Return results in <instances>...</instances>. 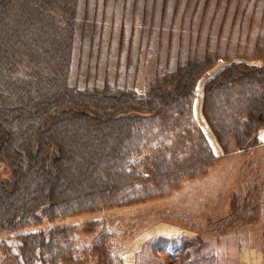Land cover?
Masks as SVG:
<instances>
[{"label": "rangeland", "instance_id": "rangeland-1", "mask_svg": "<svg viewBox=\"0 0 264 264\" xmlns=\"http://www.w3.org/2000/svg\"><path fill=\"white\" fill-rule=\"evenodd\" d=\"M73 6L69 83L125 87L134 103L85 130L69 117L39 139L0 125L13 131L0 154V264H264V117L253 106L264 93V0ZM235 64L242 80L209 85Z\"/></svg>", "mask_w": 264, "mask_h": 264}, {"label": "trees", "instance_id": "trees-1", "mask_svg": "<svg viewBox=\"0 0 264 264\" xmlns=\"http://www.w3.org/2000/svg\"><path fill=\"white\" fill-rule=\"evenodd\" d=\"M77 1L0 0V125L11 124L13 131L19 134V137L22 136L21 133L27 131L25 130L27 127L33 130L39 139V136L48 133L47 131L59 130L61 123H67V119L73 116L83 118V123L80 125L85 130L89 119L97 122L111 119L109 116L117 111L114 107L122 103L123 99L125 102L134 103V99L130 97L132 94H125L127 92L124 90L125 87L120 89L107 85L104 86V90L93 92V90L79 89L69 83L75 38L73 27L75 18L72 8L69 7ZM211 60L213 59L201 62L204 68L200 74L212 63ZM243 66L235 64L228 67L223 72V76L219 75L209 85L216 84L218 80V83L242 80L246 76L242 70ZM190 69H186L183 74L187 82L194 75ZM54 88L58 90L56 93H53ZM181 89L179 92H184V89ZM262 92H256L257 95L253 98V106L258 109L260 120L264 117ZM106 93L110 97L104 95ZM162 94L160 93V97ZM125 95L128 99L122 98ZM169 97L171 96L164 95V101L167 102ZM152 100H154L152 96L147 99V103H150L148 105L152 104ZM130 107L123 106L122 109L127 113ZM11 109H14L15 113H11ZM1 127L0 154L9 142L7 136L13 135L12 129L8 128L4 133ZM82 137L84 139L85 134ZM71 138L77 142L76 137L71 136ZM66 140L69 141V137H66ZM38 141L32 145L31 150L34 153L39 149ZM84 141V144L78 142L77 146L89 145L88 139ZM35 143H37L36 148L33 149ZM51 145L59 146V150L64 145L68 147L62 142L61 144L54 142ZM102 146H94L97 149L95 152L101 151ZM73 152L65 149L63 154L67 158ZM28 153L30 156L31 151L29 150ZM100 154L102 153H99V157ZM19 155L20 151L13 153L14 157ZM46 156L48 153L45 154V158ZM36 161L42 163V156L39 155V158L34 159L32 163ZM27 162L31 163L30 158ZM33 190L34 188H30L29 192Z\"/></svg>", "mask_w": 264, "mask_h": 264}, {"label": "built area", "instance_id": "built-area-1", "mask_svg": "<svg viewBox=\"0 0 264 264\" xmlns=\"http://www.w3.org/2000/svg\"><path fill=\"white\" fill-rule=\"evenodd\" d=\"M228 65H230V64H228ZM201 121L205 123L204 118H201ZM205 128L208 129V126L206 123H205ZM210 134H211L210 131H209V133L206 131L205 137H206L207 141L209 142L210 146L212 147L213 151L216 153L218 150H217V148L215 149L214 145H212L211 137H213V136ZM256 137H257L259 144L264 145V125L262 126L261 129L258 130ZM214 141H215V139H214ZM215 143H216V141H215ZM216 145H217V143H216Z\"/></svg>", "mask_w": 264, "mask_h": 264}, {"label": "bare ground", "instance_id": "bare-ground-1", "mask_svg": "<svg viewBox=\"0 0 264 264\" xmlns=\"http://www.w3.org/2000/svg\"><path fill=\"white\" fill-rule=\"evenodd\" d=\"M214 141V140H213ZM214 143H215V141H214ZM216 145V144H215ZM256 258V257H255ZM242 259L246 262L247 261V256L244 254L243 256H242ZM243 261V262H244Z\"/></svg>", "mask_w": 264, "mask_h": 264}]
</instances>
